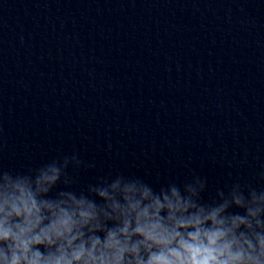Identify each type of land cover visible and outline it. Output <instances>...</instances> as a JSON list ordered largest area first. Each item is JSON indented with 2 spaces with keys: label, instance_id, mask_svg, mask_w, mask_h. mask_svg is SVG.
<instances>
[{
  "label": "clouds",
  "instance_id": "obj_1",
  "mask_svg": "<svg viewBox=\"0 0 264 264\" xmlns=\"http://www.w3.org/2000/svg\"><path fill=\"white\" fill-rule=\"evenodd\" d=\"M93 166L76 153L0 164V264H264V187L238 180L205 199L197 174L157 187L109 173L78 188Z\"/></svg>",
  "mask_w": 264,
  "mask_h": 264
}]
</instances>
